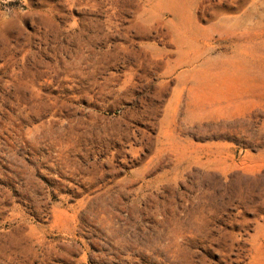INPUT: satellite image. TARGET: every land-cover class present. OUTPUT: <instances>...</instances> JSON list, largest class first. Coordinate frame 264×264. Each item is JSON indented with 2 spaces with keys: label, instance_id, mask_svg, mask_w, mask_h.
Listing matches in <instances>:
<instances>
[{
  "label": "rangeland",
  "instance_id": "374dc122",
  "mask_svg": "<svg viewBox=\"0 0 264 264\" xmlns=\"http://www.w3.org/2000/svg\"><path fill=\"white\" fill-rule=\"evenodd\" d=\"M262 122L264 0H0V264H264Z\"/></svg>",
  "mask_w": 264,
  "mask_h": 264
},
{
  "label": "crops",
  "instance_id": "0c3cea01",
  "mask_svg": "<svg viewBox=\"0 0 264 264\" xmlns=\"http://www.w3.org/2000/svg\"><path fill=\"white\" fill-rule=\"evenodd\" d=\"M261 128H262V130H264V122H262ZM253 154L254 155H261L262 157H264V150H261V152H256V153H253ZM243 169L246 170V171H249L251 173H254L256 171V170L250 168V166H246V164H245Z\"/></svg>",
  "mask_w": 264,
  "mask_h": 264
}]
</instances>
